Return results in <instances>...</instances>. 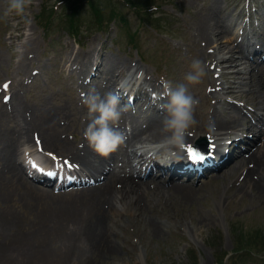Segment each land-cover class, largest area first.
<instances>
[{
	"label": "rangeland",
	"instance_id": "obj_1",
	"mask_svg": "<svg viewBox=\"0 0 264 264\" xmlns=\"http://www.w3.org/2000/svg\"><path fill=\"white\" fill-rule=\"evenodd\" d=\"M59 1L31 0L24 12L19 13L20 17L14 19L9 15L17 12H7L10 0H0L2 5L0 8V57L4 60L2 69H0V87L3 82H13V84L10 82L11 84H9L10 87L7 91V93H10L8 101L11 100L12 93L17 92L18 99L14 104L16 106L20 104L21 110H25L26 113L29 112V115L33 118L36 114L40 116L42 112L39 111L40 107L35 104L38 99H47V105L55 110L59 104L69 100L73 101V106L63 112L64 115L59 118V121L61 124L63 123L62 125L66 123L63 126L65 127L63 131L67 130V132L61 133L62 138L66 137L70 141L75 142L78 150L85 143L83 133L89 118L84 117L81 119V115L75 110L78 108L76 101L81 98V93L87 94L84 89L79 91L80 87L78 86H85V88L91 86V84L87 85L85 81L89 79L92 82L95 81L98 78L97 75L100 73L98 70L101 69V66L104 68L106 64L114 61V69L117 70V75L115 73V87H117V83L121 85L124 80H121L123 75L126 76L125 78L130 77L128 78L131 82L130 84L133 83L135 85L139 82L137 87L139 91H134L135 95H131L133 100L132 97L121 98V102L127 106V111H129L125 113L132 116L130 119L135 121L134 124L139 129H142L145 120H148L153 115L158 116L157 114L162 115L161 113L166 112L164 105L159 111L157 109L158 101H162L163 104L166 103L162 96L163 87L165 88L166 84H171L174 87L176 84L185 82L183 79L184 75L190 70V64L193 59L202 61L206 72L202 78V84L190 86L193 95L200 100V103H203L202 108L201 104H199L200 107L198 106L196 111L198 123L194 125L195 128H198L204 122L200 119L202 111L210 113L217 109L223 110L225 105L221 101L217 102L221 99L220 94L216 92L219 90L212 88V86L215 87V84L210 83L209 80L217 77L221 81L223 79L220 76L222 72H231L232 66L225 70H221L219 67L214 70V73L209 72L213 66L209 65V61L201 50L203 45H200L202 43L197 41L194 35L196 31L194 32L195 26L193 25L197 16L201 17L200 13L213 14L220 25L223 20L224 25L229 30L227 33L223 32L224 43L234 46L237 41L242 46V51L245 54L244 57L240 56V60L243 63L241 69H253L258 77L264 79V36H262L264 35L262 34L264 31V0H153L152 2H155L156 7L153 8L154 12H149V15L152 18H158L159 23H155V27L153 25L154 22L148 23L146 21V15L148 14L142 12L143 8L137 11L121 0H97L102 7L104 13L102 17L105 19L107 29L97 24L94 12L89 5H86L80 15V26L73 31L76 35H73V33L63 27V18L59 16L53 20V27L49 32H45L38 25L37 18L42 9L48 10L56 5L59 11H65L64 6L66 4L59 3ZM220 6H223V14L220 13L222 11L219 8ZM6 12L7 14H5ZM116 12L122 14L125 19L124 25L121 26L118 18L116 22H108L109 18L115 16L110 15V13ZM249 13H251L250 16ZM31 33L36 52L31 48V53H28L23 43ZM11 35L13 36L11 37ZM10 42L15 45L14 49H9ZM214 45L215 43L211 44V48H207V51H212ZM96 48L99 49L95 51ZM256 48H261L259 53H257ZM20 51H24L23 56L28 58L27 61L33 59L26 67H23L25 71H28V76L34 75L29 80H27L28 76L25 77L22 68H14L21 57ZM77 53H80V57L75 60V54ZM32 54L33 56L29 57ZM100 62L102 65L98 67ZM117 63H120V65L117 66ZM122 63H125V65L122 66ZM130 63L135 66L131 71L125 73L124 71L128 69V66L131 65ZM137 66L141 67L143 71H135ZM13 69L15 70L13 71ZM108 71V69L105 70L103 87L105 85L110 86V83L108 84L107 82ZM83 75H85L84 79ZM93 76L94 78H92ZM147 78L155 79V82H153L154 87L146 83L148 81ZM21 80L23 85L20 84ZM14 82L17 83L14 84ZM239 82H244V87L239 97L236 93H232L233 95L225 93L223 96L228 98L226 100L227 104L233 101L243 107V111L242 108H239L243 119L241 123L234 125L233 129L226 130L217 136L222 137L221 147L222 144L226 146L224 140L228 143L227 139H231V131L252 132L248 130L257 117L261 116L264 118V110L256 103L258 98L255 97L253 92L250 94L248 92L250 88L248 79L242 77ZM156 83L158 85L155 87ZM225 86H228L227 82ZM115 87H112L110 92L113 90L114 93L118 92ZM148 87L157 93L155 97L149 95L153 102L141 103L138 107L141 109L134 107L135 100L142 98L140 88L147 92ZM95 89L99 90L98 88ZM3 95L0 94V103H5ZM204 101H207L205 107ZM16 106L13 105L14 112L18 110ZM27 106L33 110H28ZM147 108L153 110L152 114L144 111ZM51 112L55 111L51 110ZM125 113L123 115H127ZM255 114L259 115L256 116ZM258 124L260 123L258 122ZM84 126L85 128L83 129ZM12 127L16 129V134H18V126L16 127L13 123ZM10 128L9 131L11 132ZM32 131L30 132L31 143L22 139L19 144L20 149L33 147V145L35 148L36 140L33 138V133L38 132ZM190 132L195 134L196 130H190ZM208 133V131H203V134L211 135V133ZM203 137H206V135H203ZM214 140L215 138H213ZM247 140L251 141L250 135ZM238 142L242 143V138L241 141L237 140ZM3 150L4 146L0 145V153ZM46 151L75 159L68 151H59L55 147L47 148ZM240 156L241 154H236L233 158ZM229 161L225 163L215 162L211 167L215 165L217 168H221ZM49 163L55 164V162ZM249 164L246 165L248 166ZM137 169L139 171L138 166ZM203 169L207 173L204 177L200 179L193 178L190 182L185 179L188 183L193 182V189L188 191L190 194L184 198L179 193L170 195L167 189H160L150 195H146L145 199L141 200V204H137L138 207H132V203V206L123 207L120 212L111 214L107 218L105 226L111 236L109 241L116 251L112 254H102L99 249L92 255L86 249L85 254L88 253L90 255L85 256L86 259H91V264H194V261H197V264H217L227 253L231 255L233 250L245 245L246 229H248V232H255L260 229L264 231V198L259 196L255 189L251 187V189L245 188L244 183L246 181L242 180L243 172L239 169L236 170V165L233 163L225 171L223 169L212 172L209 169ZM0 170H5V173L8 172V169L4 168L3 164H0ZM197 171L200 173L201 169ZM81 174H85V172H81ZM25 177L37 189L43 190L41 187L44 186L35 181L38 186L30 177ZM5 184L19 189L17 184L10 183L7 179ZM155 187L151 186L152 189ZM24 188L23 186L22 189L24 190ZM46 190V192L49 191L51 194L48 192L42 198L51 204L53 208L57 210L59 208L61 212L65 211L62 208L64 204L58 205L55 202L58 201L57 195H64L67 192L56 194L51 189ZM164 190L167 191L165 194L163 193ZM70 192L73 191H68V193ZM23 193V196L20 193L13 198L10 194L5 197L0 193V215L3 217L6 212L12 210L14 213L16 212L18 217L22 216L21 220L25 228L23 229L24 235H27L32 231L30 227H35L37 220L25 215L26 210L31 204H35L37 199L30 197L25 190ZM60 199L69 198L61 197ZM69 205V203L65 204V208L66 206L68 208ZM23 215L26 216V219H24ZM1 216L0 218H2ZM32 220L34 221L32 222ZM152 220L156 221V226L150 225ZM16 226L10 228V231L5 232L7 234L4 233V235L12 238V233H16L18 230V226ZM29 249L35 251L32 247ZM257 249H262V246ZM55 252L51 255H54ZM258 254L260 255L248 258L246 264H264V252H259ZM14 258L16 264H54L55 262H57L55 264H60L58 262L61 260L58 257L43 260L40 257H36V253L22 250ZM3 259L5 257L1 250L0 260ZM74 260L76 262L74 264L82 263L80 258L76 257Z\"/></svg>",
	"mask_w": 264,
	"mask_h": 264
},
{
	"label": "bare ground",
	"instance_id": "obj_2",
	"mask_svg": "<svg viewBox=\"0 0 264 264\" xmlns=\"http://www.w3.org/2000/svg\"><path fill=\"white\" fill-rule=\"evenodd\" d=\"M1 7L2 5L0 4V8ZM222 7H219L222 10L220 12L221 14H223ZM199 15H201V17L197 16L193 25L195 26L194 32L196 31L194 35L197 41L202 43L200 44L203 45L201 50L204 53L205 58L209 61V65L213 66L209 72L214 73V70L219 67L221 70H225L229 69V67L232 66V70L231 72H222L220 76L223 79L221 81H219L217 77L209 80L210 83L215 84V87L211 85L212 88L219 90L216 92L220 94L221 99H219V101L217 102L221 101L222 104L225 105V107L222 111L218 109L211 111L210 113H208L207 111H202L200 113V119L204 122L202 125L198 126V128H195V126H193V128L190 129L191 131L196 130V133L191 134L187 137L185 145L192 143L198 137L207 135L203 134V131H208L209 133H211L210 136L215 138L214 143L218 142L213 152L214 155L215 153L216 155L211 159H205L203 161L194 163L190 160V158H186V153L185 155L180 154L184 151V148H186L184 146L183 150L179 153V156L174 158V161L168 164H160L157 159L146 157L145 155L138 152V150L134 149L136 145L142 144L144 142H150L155 139H160L162 137V121L166 115V112H163L162 110V115H153L148 120H145V124L142 125V129H139V127L134 124L135 121L130 119L132 117L131 115L125 113L128 116H122L119 127L120 129L128 132L126 145L121 147L117 152L112 153L109 157L105 158L98 155L88 146V142L85 138V143L81 145L78 150L75 146V142L70 141L66 137L62 138L61 133L67 132V130L63 131V129L65 128L63 126H65L66 123L64 122L65 124L62 125L63 123L61 124L59 121V118L64 115L63 112L69 110L68 108L73 106V101L67 99L69 101H66L63 104H59L58 106H56L55 110L53 107L47 105V99H38L35 104L40 107L39 111L42 112L40 116L37 114L35 116L33 115V118L29 115V112L26 113L25 110H21L20 104H17V106L16 104H14L18 99V94L17 92L12 93L10 101L0 103V145L4 146V150L2 151V153H0V164H3L4 168L8 169L7 173H5V170H0V193L5 197L10 194L13 198L20 193L23 196V191L25 190L26 193H29L30 197L37 199V201L35 200V204H31L28 207L25 214L29 218L37 220V223L35 227H30L32 229L30 233L24 235L25 233L23 229L25 228L21 220L22 216L18 217L16 212L14 213L12 210L6 212L3 217L0 215L2 217L0 218V249L2 250L5 257V259L0 260V264H16L14 256L17 255L20 250L29 253H36V257H40L43 260L51 259V257H58L59 259H61L58 262L60 264H74V259L76 257L80 258L82 262L77 264H91V259L88 260L89 258L86 259L85 257L89 255L88 253L85 254L86 249L89 250L92 255H94L99 249L102 254H112L116 250L114 249L112 243L109 241L111 239V236L105 226L106 220L111 214L120 212L123 207L125 208L129 205L132 206V203V207H138L137 204H141V200L143 198L145 199L146 195H150L160 189H167L170 195L179 193L182 198L186 197L190 194V192L188 191L193 189V182H188L192 181L191 175L194 174V172L190 173L188 170L201 169V172H205L206 170L203 169V165L214 164L215 162L220 163L224 156H228V158L227 160L222 161V163L231 160V158H233L236 154H241L240 157H236L239 160L236 164V170L239 169L243 172L242 180L246 181L244 183L245 188L255 189L257 191V194L264 198V118L258 116L259 114H255L258 117L251 125V128H249L248 130L252 131L248 132L251 134V141L249 142L247 140L249 135L242 138V143H237V141H235V145L233 147L234 150L232 151L229 150V152H223L219 150L221 148L220 141L222 140V137H217L224 131L231 128L233 129L235 127L234 125L241 123L243 119V116L240 114L239 110V108H242L243 111V107L233 101L227 104L226 100H228V98L223 95L225 93H230L231 95H233L232 93H236L239 97L241 94L240 92L244 87V82H239V79L244 77L249 81V94L251 92L255 94V97L258 98L256 100V103L262 110H264V79L262 77H258L254 73L253 69H241V65L243 63L240 60V56L244 57L245 54L242 51V46L237 41L234 46H229L228 44L224 43L223 32L227 33L229 30L228 28H226L227 26L224 25L223 20L221 21L220 25L218 24L216 16H214L213 14L200 13ZM9 16H12L14 19L20 17L18 13H13ZM262 34H264V31L262 32ZM12 36L13 35H11V37ZM214 43V49L208 52L207 48H211V44ZM23 44H25L28 53H31V48L34 52H36L35 46H33L34 40L32 38V33L26 38V41ZM14 48L15 45L10 42L9 49L11 50ZM97 49L99 48H96L95 51ZM205 49L207 53H205ZM259 50H261V48H256L257 53H259ZM20 54L21 57L18 60L17 64L14 66V68L16 69H23V67H26L29 62L33 61V59H31V61H27L28 58L26 56H23L24 51H20ZM32 56L33 54L29 57ZM79 57L80 53L75 54V60ZM3 64L4 60L2 57H0V69H2ZM130 64L131 65L128 66V69L124 71L125 73L131 71V69L135 66L133 63ZM101 65V62L98 63V67H100ZM118 65H120V63H117V66ZM124 65L125 63H122V66ZM114 68L115 61L110 64H106L104 68L103 66H101V69L98 70L100 73L97 72L98 78H96V80L91 83V86H87V93L94 89L101 95V97H103L108 92H110L112 87H115V73L117 70H115ZM106 69L109 70L107 72V82L108 84L110 83V86L105 85V87H103V80ZM112 69H114L115 71ZM14 70L15 69H13V71ZM137 70L138 72L143 71V69L139 66H137V68L135 69V71ZM23 72L25 77H27L28 71H25L23 69ZM32 77H34V75L28 76L27 80ZM125 77L126 76L123 75L121 77V80L126 79L127 86L134 85L133 83L130 84L131 82L128 80V78L130 77ZM84 78L85 75H83V79ZM92 78H94V76ZM147 80L148 81L146 83L150 84L151 86L154 85L153 82H155V79L147 78ZM79 81L81 83L80 79ZM226 82L228 85L227 87L225 86ZM16 83L17 82H14V84ZM20 84L23 85L22 80ZM157 85L158 84L156 83L155 87ZM117 87H119V89L116 93L119 94L121 98L127 99L123 95V89H120L119 83H117ZM95 88H98L99 90ZM134 91L137 92L139 91V89L136 88ZM112 92H114V90ZM140 92L142 93V98L135 100L134 107L138 108L139 105L144 102H153V99L149 97V94L146 92V90L140 88ZM132 95L134 96L135 92H133ZM146 96L148 97L146 98ZM76 104L78 105V108L74 109L77 110V113L79 115H81L80 118L83 119L84 117H89L88 114H86L88 113V109L85 105L82 104L81 98L76 101ZM199 104H201L202 108L203 103L201 102ZM13 105H15L16 108L18 107L17 112L13 111ZM206 105L207 101H204V107ZM27 109L33 110L29 106H27ZM157 109L159 111L161 107L157 106ZM51 110H54L55 112H51ZM197 118L198 116H196V120ZM87 121L88 124L89 118L87 119ZM128 122L132 124V128L130 131L127 130L126 127ZM258 122L260 124H258ZM13 123L16 125V127L18 126L19 128L17 132L18 134H16V129L12 127ZM9 128L11 132L9 131ZM84 128L85 126L83 127V129ZM32 130L39 133L38 136V133L34 132L33 138L36 139L37 137L44 149L55 147L59 151H68V153L72 154V157L75 158L71 159L70 157H63L53 152L61 161L68 160L74 165V173H76V175L73 178V182L81 184L80 187L74 192H70L60 196L57 195L58 201L54 202L58 203V205L64 204L62 208L65 211L63 212L59 211V208L58 210L53 208L51 204H49L44 198H42V196H44V194H48L49 191L46 192V189H37L25 177L27 176V170L26 166L23 164V158L27 151H31L29 155L32 156L38 153V150H34L32 147L20 149L19 144L22 139H25L26 142L31 143L30 132ZM260 138L262 141L259 143ZM247 143L248 145L245 146V144ZM251 145H254L253 150H249ZM228 147L230 146L228 145ZM132 158H135L137 160H132ZM143 164H145L143 176H147L146 179H143V176H141L142 172H138L137 174H135L136 166ZM246 164L249 165L247 166ZM227 167L228 166H225L224 168ZM40 172L42 174L32 176V179L36 181L49 182L54 176H56V173L55 175L47 176L44 175L45 171L41 170ZM81 172H85L84 176H81L83 175L81 174ZM183 173L188 176V182H186V180L184 179L181 181V175ZM6 179L10 181V183L17 184L20 190L16 187H10L9 185H6ZM150 185L152 187H156L152 189ZM23 186L25 187L24 190L22 189ZM167 191L164 190L163 193L165 194ZM48 197L50 196L48 195ZM61 197H66L69 199L61 200ZM41 198L42 200H40ZM68 203L70 205L68 206V208L67 206L65 208V204ZM24 217V219H26V216ZM33 221L34 220H32V222ZM16 225L18 226V230L16 231V233H12L13 237H6L4 233L10 231V228H14ZM150 225L156 226V221H150ZM31 247L37 252L30 250L29 248ZM54 251H56L55 254L51 255ZM69 261H71V263H69Z\"/></svg>",
	"mask_w": 264,
	"mask_h": 264
},
{
	"label": "clouds",
	"instance_id": "obj_3",
	"mask_svg": "<svg viewBox=\"0 0 264 264\" xmlns=\"http://www.w3.org/2000/svg\"><path fill=\"white\" fill-rule=\"evenodd\" d=\"M31 0H10L7 12L23 13ZM7 12L5 14H7ZM205 66L199 59H193L190 70L185 73L184 81L166 84L162 96L166 100V115L162 121V137L156 142H144L137 145V150L160 163L171 162L183 150L190 129L198 123L196 111L199 99L190 90V86L201 83L205 76ZM82 104L88 109L89 123L83 136L88 146L102 157H109L126 145L128 132L120 129V121L128 110L121 104L119 94L109 92L101 97L94 89L81 93ZM130 131V130H129Z\"/></svg>",
	"mask_w": 264,
	"mask_h": 264
},
{
	"label": "trees",
	"instance_id": "obj_4",
	"mask_svg": "<svg viewBox=\"0 0 264 264\" xmlns=\"http://www.w3.org/2000/svg\"><path fill=\"white\" fill-rule=\"evenodd\" d=\"M122 2H125L128 6L135 10H140L143 8L142 12L148 14L146 21L149 23H153L155 27V23H159L158 18H152L149 15V12H154L152 10L153 7H156L155 2H152L153 0H121ZM59 3L66 4L64 6L65 11L61 12L58 10V7L52 6L51 9H42L41 13L38 15L37 22L38 24L46 31L49 32L50 29L53 27V20L59 16L63 18V27L67 29L70 33H73L74 30H77V28L80 26V15L82 13V9L84 6L89 5L94 12L93 14L96 16L97 24L101 27H104L105 25V19L102 17L104 15L102 11V7L100 3L97 0H60ZM110 15H115L112 18H109V21H112L114 19L117 20V18H123L122 14L119 12L116 13H110ZM158 25V24H157ZM157 28V27H156ZM73 35H76L73 33ZM247 235L244 237V244L240 248H237L234 250L235 253H238V255L243 256L244 251L249 250V252L253 251V248H259L262 246V250L264 251V231L263 229L256 230L255 232H248ZM242 239V238H241ZM261 244V245H260ZM232 255L228 260H225L226 255L221 258L218 262L219 264H235L238 262V258ZM194 264H197V261H194Z\"/></svg>",
	"mask_w": 264,
	"mask_h": 264
},
{
	"label": "snow or ice",
	"instance_id": "obj_5",
	"mask_svg": "<svg viewBox=\"0 0 264 264\" xmlns=\"http://www.w3.org/2000/svg\"><path fill=\"white\" fill-rule=\"evenodd\" d=\"M4 88L7 89L8 88V85L5 84L4 85ZM187 152H188V155H189V158L192 162H199V161H202L205 159V156L199 152L198 149L194 148V147H188L187 148ZM65 165L69 166V167H74V165H71L69 162L65 161L64 162ZM50 175H55V173H49Z\"/></svg>",
	"mask_w": 264,
	"mask_h": 264
}]
</instances>
